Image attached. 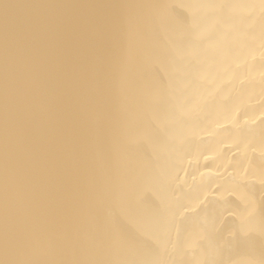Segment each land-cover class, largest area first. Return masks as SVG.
<instances>
[{
    "label": "bare ground",
    "instance_id": "6f19581e",
    "mask_svg": "<svg viewBox=\"0 0 264 264\" xmlns=\"http://www.w3.org/2000/svg\"><path fill=\"white\" fill-rule=\"evenodd\" d=\"M0 264H264V0H0Z\"/></svg>",
    "mask_w": 264,
    "mask_h": 264
}]
</instances>
